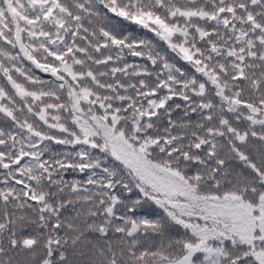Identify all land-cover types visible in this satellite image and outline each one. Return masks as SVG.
<instances>
[{"label":"snow or ice","instance_id":"snow-or-ice-1","mask_svg":"<svg viewBox=\"0 0 264 264\" xmlns=\"http://www.w3.org/2000/svg\"><path fill=\"white\" fill-rule=\"evenodd\" d=\"M0 264H264V0H0Z\"/></svg>","mask_w":264,"mask_h":264}]
</instances>
